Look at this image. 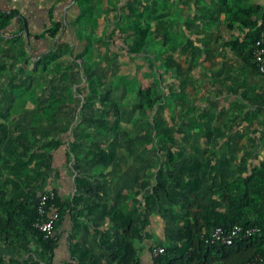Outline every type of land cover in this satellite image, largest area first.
Masks as SVG:
<instances>
[{
  "label": "rangeland",
  "instance_id": "obj_1",
  "mask_svg": "<svg viewBox=\"0 0 264 264\" xmlns=\"http://www.w3.org/2000/svg\"><path fill=\"white\" fill-rule=\"evenodd\" d=\"M128 1H104L98 25L81 29L89 40L75 27L69 43L41 56L18 38L0 47V200L26 198L32 212L34 198L55 191L71 210L68 235L108 243L109 262L123 231L115 209L145 220L140 244L183 240L196 208L193 160L207 163L213 72L221 69L207 66V52L190 40L179 45L161 34L159 5L147 49L129 54L118 28L110 36ZM94 77L104 82L86 106L83 89Z\"/></svg>",
  "mask_w": 264,
  "mask_h": 264
},
{
  "label": "crops",
  "instance_id": "obj_2",
  "mask_svg": "<svg viewBox=\"0 0 264 264\" xmlns=\"http://www.w3.org/2000/svg\"><path fill=\"white\" fill-rule=\"evenodd\" d=\"M145 3L155 8L159 5L161 34L176 36L179 45L190 40L195 49L207 52V66L221 68L219 75L213 72L207 163L199 156L197 162L193 160L192 205L196 208L192 220L219 213L252 228L264 221V79L252 58L254 36L264 21V0ZM97 12L98 7L91 8L87 16L94 17ZM79 15L78 0H0V25L10 17L8 26L0 28V38L21 39L31 55L41 56L69 43ZM57 27L59 32L53 37ZM229 198L237 199L238 205H231ZM67 215L52 235L55 247L51 255L32 234L21 239L1 235L0 264H47L42 260L46 256L51 257V264H81L82 253L91 254L83 264H116L106 256L108 243L87 237L78 241L71 236L73 231L68 235L67 220L72 218ZM168 241L163 236L156 245L137 241L142 264H154L151 249ZM258 250L252 264H264V242Z\"/></svg>",
  "mask_w": 264,
  "mask_h": 264
},
{
  "label": "trees",
  "instance_id": "obj_3",
  "mask_svg": "<svg viewBox=\"0 0 264 264\" xmlns=\"http://www.w3.org/2000/svg\"><path fill=\"white\" fill-rule=\"evenodd\" d=\"M106 0H78V5L81 9V15L75 21L77 36H80L83 40H89L82 34V30H85V25L89 24L91 30L98 25L97 19L94 17H88L87 14L91 8L100 7ZM145 0H129L125 6L119 9V15L115 18V28L112 29L111 35L114 36L116 28H118L122 34V41L128 47V53L135 56L140 55L148 47L147 36L152 31V28L158 26L154 25L152 19V12L156 10L154 6L148 4L141 6ZM140 5V6H139ZM157 5V4H155ZM153 10V11H152ZM150 15V16H146ZM134 17V18H133ZM10 17L4 19V23L0 25L1 29H5L9 24ZM133 19V20H132ZM132 20L133 27L122 28L125 21ZM84 27V28H83ZM262 28V27H261ZM261 28L257 36H254L253 43L260 35ZM59 28L53 32V37L57 36ZM82 29V30H81ZM94 35V34H91ZM7 41L0 38V47L7 45ZM67 44V43H65ZM57 46L55 50L64 46ZM54 51V50H53ZM253 52V51H252ZM47 57V56H46ZM172 59H170L171 61ZM257 67V66H256ZM88 73V70H85ZM103 80L100 78H92L88 85L84 87L85 105H90L89 95L98 93V87L103 84ZM146 93L144 91L139 92L140 104L146 102ZM156 126L157 123H155ZM2 128V126H0ZM0 128V129H1ZM168 162H174L171 153H168ZM167 179V178H166ZM80 184L84 183L79 181ZM166 181L162 183L164 186ZM0 196H6L5 191L0 186ZM231 205H238L237 199L229 198ZM28 200L24 198L20 202L15 198H3L0 200V237L1 235L11 236L21 239L28 234H32L42 247L46 249V252L50 255L54 251L55 240L51 237H46L43 233L39 232L34 224L38 218L37 206L39 203V196L34 198V209L29 212ZM55 204L59 207L61 213L64 215L65 208L60 198L57 197ZM209 208H212L210 205ZM114 209V208H113ZM209 210V209H208ZM62 218V215H61ZM112 218L115 222L121 223L123 231L121 234V242L116 247L114 253L113 262L116 264H142L141 249L137 247V241L140 239L142 233V226L145 224V220L137 221L133 218L131 213L114 210L112 212ZM214 221V222H212ZM234 225H241L243 227H249L246 223L241 222L237 218L230 217L226 214H212L207 213L201 218H195V220H188L184 226L183 240L179 242H169L164 245L166 252L155 257L154 264H247L252 263L257 255L260 253L258 250L260 244L264 242V221L253 227H261L262 230L251 237H245L237 240L232 246L223 244H207L205 238L210 235V232L217 227H222L226 230L230 229ZM91 257L89 253H82L79 257L81 264L86 263V260ZM43 261L47 264H51V257H43ZM33 264H41L35 262Z\"/></svg>",
  "mask_w": 264,
  "mask_h": 264
},
{
  "label": "built area",
  "instance_id": "obj_4",
  "mask_svg": "<svg viewBox=\"0 0 264 264\" xmlns=\"http://www.w3.org/2000/svg\"><path fill=\"white\" fill-rule=\"evenodd\" d=\"M252 58L259 74L264 79V21L262 22L260 35L253 48ZM57 197L55 191H49L39 195V203L37 206L38 218L34 227L46 237L53 235L57 221L59 220V213L55 204ZM260 230L259 228L243 227L241 225H234L228 230L217 227L205 238V242L207 244L219 243L232 246L237 240L251 237L260 232ZM165 252L166 249L163 246H155L151 249V254L154 258L163 255Z\"/></svg>",
  "mask_w": 264,
  "mask_h": 264
}]
</instances>
